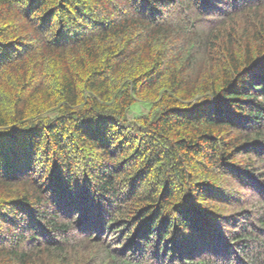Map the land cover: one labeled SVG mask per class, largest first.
Listing matches in <instances>:
<instances>
[{
    "label": "trees",
    "instance_id": "16d2710c",
    "mask_svg": "<svg viewBox=\"0 0 264 264\" xmlns=\"http://www.w3.org/2000/svg\"><path fill=\"white\" fill-rule=\"evenodd\" d=\"M0 264H264V0H0Z\"/></svg>",
    "mask_w": 264,
    "mask_h": 264
},
{
    "label": "rangeland",
    "instance_id": "374dc122",
    "mask_svg": "<svg viewBox=\"0 0 264 264\" xmlns=\"http://www.w3.org/2000/svg\"><path fill=\"white\" fill-rule=\"evenodd\" d=\"M137 105H138V103H136V104H134L132 107H131V109H130V113H131V115H133L134 116V114L135 113H138V111H137ZM142 107V106H141ZM143 109V108H142ZM144 109H147V106L146 105H144Z\"/></svg>",
    "mask_w": 264,
    "mask_h": 264
}]
</instances>
